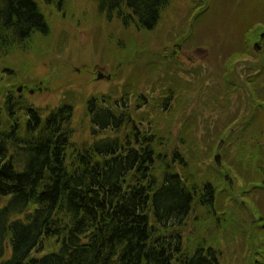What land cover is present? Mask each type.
I'll return each mask as SVG.
<instances>
[{"label":"trees","instance_id":"16d2710c","mask_svg":"<svg viewBox=\"0 0 264 264\" xmlns=\"http://www.w3.org/2000/svg\"><path fill=\"white\" fill-rule=\"evenodd\" d=\"M40 1L62 9V0H0V58L28 48L36 36L50 34ZM171 1L94 0L108 20L116 18L125 28L139 31L155 30ZM255 2L243 0L236 8V14L246 9L251 15L243 21L239 14L241 47L231 40L222 49L227 63L223 74L247 54L248 44L251 47L264 35L259 32L264 16L256 13L260 8L254 7ZM139 85L129 82L118 99L111 94L89 97L86 108L94 139L77 151L71 148V102L45 111L12 94L4 98L0 104V264H221L218 248L203 240L189 249L180 230L195 205L216 215V185L189 177L182 150L162 152L166 134L153 118L143 115L155 107L169 111L175 85L163 89L152 104L138 91ZM229 96L230 91L225 98ZM252 129L248 118L231 119L217 132V139L235 131V140H229L234 145L240 134ZM247 144L239 158L247 159ZM258 161L255 154L250 163ZM251 167L259 170L255 180L241 176L239 169L245 187L260 182L264 189V160L262 166ZM231 169L235 175V168ZM257 215L262 240L256 256L264 264V214ZM46 239H55L57 250L38 254Z\"/></svg>","mask_w":264,"mask_h":264},{"label":"rangeland","instance_id":"374dc122","mask_svg":"<svg viewBox=\"0 0 264 264\" xmlns=\"http://www.w3.org/2000/svg\"><path fill=\"white\" fill-rule=\"evenodd\" d=\"M242 1L172 0L152 31L125 28L116 18L108 20L94 0H62L60 10L40 1L50 34L36 36L28 48L0 58V104L12 94L45 111L64 101L74 105L72 151L94 139L86 108L90 96L111 94L118 99L126 84L140 82L138 91L152 104L163 89L175 85L176 100L169 111L149 107L143 115L153 118L160 132L166 134L162 152L182 150L189 163V177L216 185V215L195 205L180 230L189 249L203 240L218 248L221 264L261 263V257L256 256L262 240L257 214H264V189L260 182L254 183L258 187H245L239 174L241 170V176L255 180L259 170L249 165L259 167L264 160V35L250 48L248 44L249 49L245 48L251 52L246 50L244 57L222 73L227 64L223 47L231 40L240 44L239 14L243 21L251 15L246 9L236 14ZM256 1L254 7L258 4L260 8L256 13L264 16L263 0ZM261 24L262 35L264 19ZM255 76L259 77L253 82ZM229 91L230 98H225ZM3 118L10 124L5 114ZM242 118L251 122V132L240 134L234 145L229 140H235V131L217 139L225 121ZM246 142L249 149L245 160L238 156ZM218 154L220 164L215 159ZM255 154L260 163H250ZM230 167L235 168V175ZM258 207L260 213L255 214ZM57 248L55 239H46L38 254Z\"/></svg>","mask_w":264,"mask_h":264},{"label":"water","instance_id":"95a60500","mask_svg":"<svg viewBox=\"0 0 264 264\" xmlns=\"http://www.w3.org/2000/svg\"><path fill=\"white\" fill-rule=\"evenodd\" d=\"M98 78H99V79L103 78V75L100 74V75L98 76ZM19 90L21 91V88H20ZM216 160H217V162L220 164V155H219V154L216 156Z\"/></svg>","mask_w":264,"mask_h":264}]
</instances>
